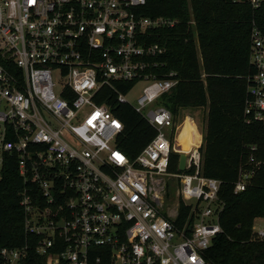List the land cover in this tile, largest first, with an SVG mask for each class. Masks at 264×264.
Instances as JSON below:
<instances>
[{
    "label": "built area",
    "instance_id": "built-area-1",
    "mask_svg": "<svg viewBox=\"0 0 264 264\" xmlns=\"http://www.w3.org/2000/svg\"><path fill=\"white\" fill-rule=\"evenodd\" d=\"M146 1L0 0V179L5 155L15 154L24 225L35 238L0 246L1 264H38L31 251L39 264H213L206 250L222 231V182L203 174L202 133L183 150L177 135L185 120L151 107L178 80L158 75L165 48L146 36L178 19L145 16ZM250 61L248 123L264 121V34L256 25ZM130 81L126 92L116 88ZM139 81L147 84L133 107L157 132L131 158L117 146L123 121L97 99L108 86L130 103L126 94ZM172 152L187 154L182 173L170 170ZM254 173L241 167L234 192ZM181 201L192 207L182 227ZM252 228L264 239V227Z\"/></svg>",
    "mask_w": 264,
    "mask_h": 264
},
{
    "label": "trees",
    "instance_id": "trees-1",
    "mask_svg": "<svg viewBox=\"0 0 264 264\" xmlns=\"http://www.w3.org/2000/svg\"><path fill=\"white\" fill-rule=\"evenodd\" d=\"M142 13L178 19L175 26L155 28L146 36L148 43L165 48L156 57L161 63L158 75L166 77L174 72L178 80L161 95L159 103L171 110L178 123L185 112L203 111V174L222 182V231L207 248V261L264 264V239L252 228L257 218H264V121L248 123L245 113L249 78L256 71L250 61L251 31L256 25L264 34V2L253 7L234 0H147ZM133 84L116 82V88L126 92ZM98 98V103H105L123 121L117 146L134 158L155 136L156 129L132 104L118 101L113 88L102 87ZM252 145L257 147L255 162L250 161ZM179 158V153L172 152L170 170L182 173ZM252 165L255 173L250 184L235 193L239 169ZM23 187L17 156L5 155L0 179V246L19 247L35 239L24 225ZM191 208L180 202L179 226L190 217ZM31 256L38 264L43 260L35 251Z\"/></svg>",
    "mask_w": 264,
    "mask_h": 264
},
{
    "label": "rangeland",
    "instance_id": "rangeland-1",
    "mask_svg": "<svg viewBox=\"0 0 264 264\" xmlns=\"http://www.w3.org/2000/svg\"><path fill=\"white\" fill-rule=\"evenodd\" d=\"M147 83L144 82V81H139L137 82V84L126 94V99L134 106H137L138 105V97L140 96V94L142 93V90H143V87L146 85ZM160 103L158 102H155V104H153L151 107H155L156 105H159ZM148 108L149 107H146L143 109V113H146L148 111ZM188 116V117H187ZM187 117V118H186ZM186 118V119H185ZM194 120H193V119ZM185 120V121H184ZM181 121L185 122L182 124L180 130H179V133L181 131L182 132V137L186 138V134H190V130H193L192 132V136L195 138V141L198 142L201 138V134L202 131L205 130L206 128V124H205V119L203 117V111L202 110H196L194 112H185L184 114H182L181 116ZM180 121V122H181ZM196 122V123H192V122ZM181 122V123H182ZM196 124H197V128L198 130L196 129ZM200 133H199V132ZM185 132V133H184ZM186 135V136H185ZM203 135V134H202ZM194 141V142H195ZM180 143V142H179ZM192 144V143H191ZM180 145L181 148H183L184 150H187L189 149L190 145L188 146H183V143H181ZM186 147V148H185ZM175 191H176V186L175 185H171V193H172V203H174L176 201V198H175ZM255 226L257 227H264V218H257L255 220Z\"/></svg>",
    "mask_w": 264,
    "mask_h": 264
},
{
    "label": "bare ground",
    "instance_id": "bare-ground-1",
    "mask_svg": "<svg viewBox=\"0 0 264 264\" xmlns=\"http://www.w3.org/2000/svg\"><path fill=\"white\" fill-rule=\"evenodd\" d=\"M192 122V121H191ZM194 122V121H193ZM192 122V123H193ZM185 123V122H184ZM197 127V126H196ZM192 132H193V130H190V135L192 134ZM181 134H182V131L180 132V133H178V138H177V141L178 142H180L179 144H181V143H183L184 141H189V140H192V142L193 143H196V141H195V139H194V137H189V138H184V137H182L181 136ZM194 136V135H193ZM195 141V142H194ZM189 142H191V141H189ZM187 146V148H188V144H183V146ZM182 146V145H181ZM184 148V147H183ZM182 148V149H183ZM186 148V147H185ZM190 148V147H189ZM184 150V149H183Z\"/></svg>",
    "mask_w": 264,
    "mask_h": 264
},
{
    "label": "water",
    "instance_id": "water-1",
    "mask_svg": "<svg viewBox=\"0 0 264 264\" xmlns=\"http://www.w3.org/2000/svg\"><path fill=\"white\" fill-rule=\"evenodd\" d=\"M187 154L185 152L180 153L178 169L184 171L186 168Z\"/></svg>",
    "mask_w": 264,
    "mask_h": 264
},
{
    "label": "crops",
    "instance_id": "crops-1",
    "mask_svg": "<svg viewBox=\"0 0 264 264\" xmlns=\"http://www.w3.org/2000/svg\"><path fill=\"white\" fill-rule=\"evenodd\" d=\"M192 119H193V118H192ZM193 120H194V119H193ZM194 123H196V122H194ZM196 129L198 130L197 127H196ZM182 132H183V131H182ZM198 132H199V131H198ZM178 133H179V132H178ZM184 133H185V132H184ZM199 133H200V132H199ZM200 134H201V133H200ZM186 135H187V136H186ZM186 135H185L186 138L193 137L192 134L190 135V134L187 133ZM181 136H182V135H181ZM177 138H178V135H177ZM194 139H195V138H194ZM202 140H203V136H202ZM189 141H192V140H189ZM189 141H184L183 144H188ZM189 145H190V144H189Z\"/></svg>",
    "mask_w": 264,
    "mask_h": 264
}]
</instances>
